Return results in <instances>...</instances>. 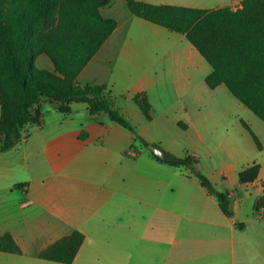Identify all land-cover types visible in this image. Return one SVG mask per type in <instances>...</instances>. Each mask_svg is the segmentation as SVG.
Listing matches in <instances>:
<instances>
[{
  "label": "crops",
  "instance_id": "obj_1",
  "mask_svg": "<svg viewBox=\"0 0 264 264\" xmlns=\"http://www.w3.org/2000/svg\"><path fill=\"white\" fill-rule=\"evenodd\" d=\"M136 1L236 10L243 0H214L212 7ZM99 10L104 18L116 20L117 27L76 83L107 85L114 106L148 145L179 156L183 153L176 149L188 150L215 189L229 193L233 214L223 213L189 168L159 161L131 131L103 118L94 138L82 132L73 141H60L57 174L28 173L26 154L8 156L18 144L0 153V234L9 232L21 249L0 251V264H65L38 254L75 230L84 239L69 264H264V216L259 218L254 208L264 196V126L251 125L262 145L259 150L243 125L230 126L228 119L227 125L222 123L228 111L220 109L221 99L228 109L232 94L223 84L207 86L211 66L184 34L135 16L125 0H111ZM216 93L221 97L207 109L199 94ZM137 95L147 97L150 120L135 103ZM38 107V130L47 117L57 122L63 117L67 125L84 115L108 117L90 115L85 102H72L63 113L58 101L44 97ZM230 117L239 115L235 111ZM163 132L171 138L165 136V141ZM255 163L260 166L257 179L241 183L238 173Z\"/></svg>",
  "mask_w": 264,
  "mask_h": 264
},
{
  "label": "trees",
  "instance_id": "obj_2",
  "mask_svg": "<svg viewBox=\"0 0 264 264\" xmlns=\"http://www.w3.org/2000/svg\"><path fill=\"white\" fill-rule=\"evenodd\" d=\"M111 0H64L59 8L58 25L40 42L35 19L56 6V0H0V92L6 97L0 103V153L13 149L25 139L26 126H41L39 102L46 97L60 103L66 113L72 102L89 104L90 115L104 113L108 118L131 131L135 139L148 145L131 122L117 109L107 85L80 86L76 79L91 58L117 27V22L104 18L100 7ZM129 11L137 17L169 31L184 34L211 66L205 83L211 89L225 85L228 91L264 122V0H243L241 7L203 9L176 5H153L125 0ZM44 54L53 65L46 73L36 66V58ZM135 103L147 120L151 105L145 95H137ZM259 150L261 142L251 127L241 120ZM181 128L186 126L179 123ZM159 161L171 166H184L214 195L228 216L233 214L229 193L215 189L200 171L198 159L185 151L176 156L164 151ZM260 166L255 163L241 170L238 179L250 183L257 179ZM17 187L19 185H16ZM264 206V196L255 203V210ZM84 236L73 231L45 249L38 257L60 263H72ZM0 251L20 253L21 249L9 232L0 234Z\"/></svg>",
  "mask_w": 264,
  "mask_h": 264
},
{
  "label": "rangeland",
  "instance_id": "obj_3",
  "mask_svg": "<svg viewBox=\"0 0 264 264\" xmlns=\"http://www.w3.org/2000/svg\"><path fill=\"white\" fill-rule=\"evenodd\" d=\"M64 0H56V6L50 10V12L44 16H38L34 13L31 8V14L35 19V28H36V36L40 42L43 40V37L46 36L52 29H54L58 25V17H59V8L63 4ZM168 1H176V0H168ZM180 3H190L197 7H212L215 6L214 0H177ZM224 1V0H221ZM22 4H26L28 0H20ZM41 54H39L36 58V66L43 72L52 73L51 65L49 63V59L46 56H42L39 58ZM210 68L209 65H207ZM208 88V87H207ZM222 88H225L222 86ZM208 90V89H207ZM210 90V89H209ZM1 91V90H0ZM220 93H216L213 95H203L199 94V98H201V102L207 100V109L208 106L213 105L221 96ZM231 96V95H230ZM232 105L229 104L228 109L225 105V102L221 99V108L223 110L228 111V117L223 118V124L227 125L226 119H228V124L230 126L238 125L242 126L241 120L251 125H255V122L258 125L264 126V123L258 119L254 113H252L247 107H245L242 103H240L233 95L231 96ZM7 101V97L0 92V103H5ZM213 107V106H212ZM237 112L239 117L238 119H234L230 117V113ZM227 116V114H223ZM103 118H106V122L109 124L112 123L108 117H104L103 114H99L97 119L92 118L90 116H85L77 119H73L69 121V125H67L61 117V122H57L52 119V117H47L45 119V124L42 129L38 130L36 125L29 124L27 126V131L25 132V139L29 142L28 144H32V148L29 149V145L26 144L25 139H23L18 145V149H14L8 155L10 159H20L22 155L26 154L25 160L30 165V169L28 173H32L31 175L38 177L40 175H54L59 172L60 167V153L57 149L60 141L65 139H69L71 141L76 138L81 137L82 132L90 134L91 138L97 136L102 128ZM60 119V118H59ZM251 124H250V123ZM173 134V133H172ZM218 133H214L213 135H217ZM162 137L165 141L168 140V136L171 138L168 132H163ZM29 149V150H28ZM131 149H133L131 147ZM176 149V148H175ZM179 154L184 156V152L182 150H177ZM175 155V154H174ZM179 156V155H176ZM182 157V156H181ZM26 172L21 170L20 175L23 176Z\"/></svg>",
  "mask_w": 264,
  "mask_h": 264
},
{
  "label": "water",
  "instance_id": "obj_4",
  "mask_svg": "<svg viewBox=\"0 0 264 264\" xmlns=\"http://www.w3.org/2000/svg\"><path fill=\"white\" fill-rule=\"evenodd\" d=\"M147 148L156 157H158V158L164 157V151L161 148H159L155 145H148Z\"/></svg>",
  "mask_w": 264,
  "mask_h": 264
},
{
  "label": "built area",
  "instance_id": "obj_5",
  "mask_svg": "<svg viewBox=\"0 0 264 264\" xmlns=\"http://www.w3.org/2000/svg\"><path fill=\"white\" fill-rule=\"evenodd\" d=\"M130 155L134 156L135 151H130ZM256 212L259 218L263 217L264 216V206L259 207L258 210H256Z\"/></svg>",
  "mask_w": 264,
  "mask_h": 264
}]
</instances>
